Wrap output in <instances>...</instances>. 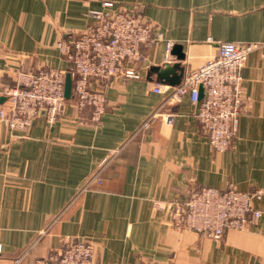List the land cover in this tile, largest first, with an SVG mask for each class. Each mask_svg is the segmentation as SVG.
<instances>
[{"label":"crops","instance_id":"crops-1","mask_svg":"<svg viewBox=\"0 0 264 264\" xmlns=\"http://www.w3.org/2000/svg\"><path fill=\"white\" fill-rule=\"evenodd\" d=\"M107 1L140 9L164 39L142 47L139 78L90 81L106 96L99 123L70 100L52 123L43 111L27 130L0 121V264H34L67 238L92 243L93 264H264V47L242 68L247 100L224 151L209 144L188 95L152 90L167 40L185 53L173 54L169 85L218 41L264 43V0H0V106L17 70L68 69L57 41L83 32ZM103 160L101 183H91ZM230 185L262 190L256 225L217 239L172 223L167 203L192 187Z\"/></svg>","mask_w":264,"mask_h":264},{"label":"built area","instance_id":"built-area-1","mask_svg":"<svg viewBox=\"0 0 264 264\" xmlns=\"http://www.w3.org/2000/svg\"><path fill=\"white\" fill-rule=\"evenodd\" d=\"M103 5V10L90 11L92 22L83 32L57 41L56 47L68 62V69L39 66L35 71L15 72L14 84L2 91L6 100L0 106V121L6 127L27 130L41 111L52 123L68 100L77 113L87 109L88 121L97 124L106 109V96L103 90L91 87L90 81L140 77L135 66L143 60L142 47L163 40V33H153L138 8L129 9L110 1ZM173 46V42L166 41L164 64H172ZM261 47L264 43L218 41L216 54L189 68L180 83L159 81L152 90L167 93V99L172 101L188 95L209 144L216 151H224L233 143L241 107L247 100L242 92V68L248 55ZM67 73L71 75L69 98L64 94ZM169 119L170 116L166 120ZM104 165L105 160L98 164L91 183H101ZM262 193L261 189L243 191L233 185L225 189L192 187L184 200L169 202L165 208L174 225L218 239L228 230L257 224L261 210L254 208L252 201ZM94 257L92 243L67 238L61 247L37 258L34 264H93Z\"/></svg>","mask_w":264,"mask_h":264},{"label":"water","instance_id":"water-1","mask_svg":"<svg viewBox=\"0 0 264 264\" xmlns=\"http://www.w3.org/2000/svg\"><path fill=\"white\" fill-rule=\"evenodd\" d=\"M180 50V51H179ZM172 54H176L177 57L182 60L185 58V53L182 51L181 45H174L171 51ZM178 67L177 63H165L163 67H160L158 69L160 77L163 79L161 81L166 82L165 80H169L171 73H173L176 68ZM180 81L172 82L170 84L175 85L178 84ZM71 93V75L69 73L66 74L65 78V85H64V94L66 98L70 97ZM200 95H202V92H200Z\"/></svg>","mask_w":264,"mask_h":264}]
</instances>
